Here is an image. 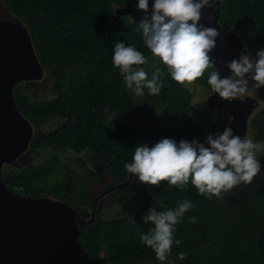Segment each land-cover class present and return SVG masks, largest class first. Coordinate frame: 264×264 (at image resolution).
I'll return each instance as SVG.
<instances>
[{"label": "trees", "instance_id": "obj_1", "mask_svg": "<svg viewBox=\"0 0 264 264\" xmlns=\"http://www.w3.org/2000/svg\"><path fill=\"white\" fill-rule=\"evenodd\" d=\"M221 1V25L237 28L255 58L256 51L264 49V0ZM129 3L0 0V62L15 69L13 97L34 128L23 155L32 161L21 168L15 166L17 161L7 164L3 180L13 191L62 200L79 209L83 219H90L87 209L96 207L94 220L81 226L80 239L87 253L103 264H162L140 240L154 227L144 217L153 207L174 209L183 200L194 207L175 226L173 236L181 244H173L163 264H264V152L257 153L261 171L252 183H242L222 198L200 195L191 182L181 190L167 182L158 187L144 184L134 176L126 187L92 202L93 164L102 165V173L112 178L105 191L128 179L124 165L132 162L138 144L163 138L205 143L212 128L205 102L194 105L193 92L173 81L144 45L138 31L144 11L115 18L116 8ZM153 3L149 0V12ZM118 42L148 58L142 67L149 78L157 68L165 71L159 95L145 88L137 96L127 88L112 60ZM210 55L217 69V56L213 51ZM23 70L26 74L20 73ZM210 71L195 82L207 92ZM42 85L46 92L34 91ZM261 96L263 105L244 138L262 143ZM226 120L223 112L220 128ZM72 155L82 158L73 160ZM180 253L186 254L183 259Z\"/></svg>", "mask_w": 264, "mask_h": 264}, {"label": "clouds", "instance_id": "obj_2", "mask_svg": "<svg viewBox=\"0 0 264 264\" xmlns=\"http://www.w3.org/2000/svg\"><path fill=\"white\" fill-rule=\"evenodd\" d=\"M207 3L208 0H154L149 12V0H138V8L146 13L138 31H142L144 45L162 61L173 81L191 91L195 82L211 70L207 84L222 100L231 102L247 94L249 79L257 88L264 87V49L257 50L255 58L245 55L247 49L242 51L239 59L227 65L232 76L221 78L210 55L220 33L200 23ZM112 60L135 95H143L145 88L150 95L160 94L165 71L157 68L149 78L142 67L148 58L141 51L118 42ZM258 152H264V143L241 138L227 127L222 134H209L205 143L198 140L178 143L163 138L151 147L138 144L132 162L124 167L144 184L158 187L161 182H167L183 190L191 182L200 195L222 198L223 193L242 183L251 184L260 173ZM193 207L191 201L183 200L174 209L157 211L153 207L144 217L145 223L154 227L149 233L141 234L140 240L155 252L162 264L171 254L173 244H181L174 239L175 226ZM185 255L180 253V259Z\"/></svg>", "mask_w": 264, "mask_h": 264}, {"label": "water", "instance_id": "obj_3", "mask_svg": "<svg viewBox=\"0 0 264 264\" xmlns=\"http://www.w3.org/2000/svg\"><path fill=\"white\" fill-rule=\"evenodd\" d=\"M138 9V0H133L117 7L115 18L131 15ZM220 11L221 1L207 3L200 23L220 33L212 51L217 56V70L225 78L232 76L228 63L239 59L245 49V55L250 51L238 33L221 25ZM249 82L255 84L250 79ZM16 84L15 69L0 62V264H103L87 253L80 239L81 226L92 222L95 213L90 219H83L79 209L62 200L13 191L3 180L5 165L16 162L28 151L34 133L31 122L19 111L13 97ZM206 102L212 119L211 134H219V115L227 112L231 115L228 127L241 138L248 135L250 118L261 105L260 99L249 93L228 102L213 91L207 95ZM160 140L147 144L151 147ZM133 177L130 174L123 183L103 191L96 202L107 193L126 187Z\"/></svg>", "mask_w": 264, "mask_h": 264}, {"label": "rangeland", "instance_id": "obj_4", "mask_svg": "<svg viewBox=\"0 0 264 264\" xmlns=\"http://www.w3.org/2000/svg\"><path fill=\"white\" fill-rule=\"evenodd\" d=\"M133 0H130V3ZM129 3V4H130ZM138 11V10H137ZM136 14L138 12H135ZM146 14L144 12L140 13V17L141 19L144 18ZM34 91L36 92H46L47 91V87L45 88L43 85L37 88H34ZM193 92V95L195 96V102L194 105H200L203 102H205V104H207L206 102V98L208 95V92L205 90H202L200 87H198V85L196 84L195 87L192 88L191 90ZM248 93L254 95L255 97H260L261 100H263V97L261 95L264 94V87H260V88H256L253 86H249L248 85ZM263 105V102H262ZM52 125H55V122L51 123ZM252 140H254L253 138H251ZM256 142H260V141H256ZM262 143H264V141L262 140ZM82 156H85L84 154ZM82 156H76V155H72L69 158L73 159V160H78L81 159ZM32 161V157L31 156H21V158H19L15 164L16 167L21 168L27 164H29ZM90 170L92 173H94L96 175L95 178V182H94V191H93V196H92V202L96 201V198L103 192L102 190L105 189L106 187H108L111 182H112V178L110 175L106 174V173H102V165H95L93 164L90 167ZM102 191V192H101ZM41 194H44V192H42ZM87 213L89 216H91L94 211H92V209H87ZM97 213H95L96 215Z\"/></svg>", "mask_w": 264, "mask_h": 264}, {"label": "flooded vegetation", "instance_id": "obj_5", "mask_svg": "<svg viewBox=\"0 0 264 264\" xmlns=\"http://www.w3.org/2000/svg\"><path fill=\"white\" fill-rule=\"evenodd\" d=\"M215 1H221V0H213L212 2H208L209 4H212V3H214ZM221 6H222V1H221ZM227 28V27H226ZM228 29H230L231 31H233V32H235V33H238L240 36H241V33L239 32V30L237 29V28H232V27H228ZM243 39V38H242ZM248 48V47H247ZM249 49V48H248ZM249 51H250V49H249ZM250 54L253 56V54L251 53V51H250ZM248 85L250 86H253V87H256L255 86V84H253V83H248ZM257 88V87H256ZM207 91V90H206ZM210 92H212V90L210 89L209 91H208V94L210 93ZM248 93V92H247ZM257 98H259L260 99V97H257ZM207 99V98H206ZM260 101H261V99H260ZM261 105H262V101H261ZM260 105V106H261ZM205 106H207V104L205 105ZM260 107H258L257 109H255V111L253 112V114H252V116H251V118H250V121H251V119H252V117H253V115L255 114V112L259 109ZM223 113V112H222ZM221 113V114H222ZM220 114V115H221ZM220 115H219V119H218V133L219 134H222V132L224 131V129L225 128H227L228 126H229V124H230V122H231V115L229 114V113H227V120H226V126L224 127V128H220V125H219V120H220ZM211 132H212V128H211V130H210V134H211ZM6 166V165H5ZM95 209H96V207H95ZM94 209V213H96V210ZM93 215V214H92Z\"/></svg>", "mask_w": 264, "mask_h": 264}]
</instances>
